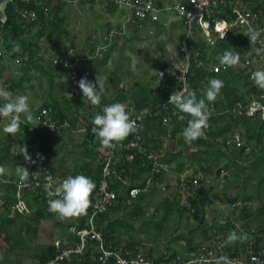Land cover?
I'll return each mask as SVG.
<instances>
[{"label": "trees", "instance_id": "trees-1", "mask_svg": "<svg viewBox=\"0 0 264 264\" xmlns=\"http://www.w3.org/2000/svg\"><path fill=\"white\" fill-rule=\"evenodd\" d=\"M73 1L75 0H58V6L55 5L52 8L55 11L54 20L48 18L44 14V11L41 10V4H42L41 0H31L29 2L24 0H14L12 3H9L6 8L8 20L6 24L0 23V39H1L0 42L2 43V45H4V47H1L0 51L5 50L7 47L15 49L16 46H22L24 48V50H21L24 53V61L20 67L23 69L25 68L24 66H27L28 64H36L37 59L43 58V56H39V53L42 50L39 44L41 39L45 37L48 33H50L51 35V32L56 29L58 22L59 23L61 22V24L65 22V18L60 17L59 14L68 3ZM189 1L190 0H179V2L182 3V5H189ZM220 1L221 0H213V2L219 3V5L217 4L215 6L214 8L215 13L213 15L221 16L223 21H226L225 18L233 19V20L237 18L236 13L234 12L236 8L240 10L244 9L245 11L258 14L257 24H262V23L264 24V3H262L261 0H257L258 5L251 4L248 8L245 7L243 8L242 6L236 4L235 0L232 2L234 6L230 5L231 4L230 0H226L228 4L226 7L222 5ZM175 4H173L171 10L176 14V12L172 9L175 6ZM108 6L111 8V4H109ZM24 9L32 13H35L36 20H34L31 23L24 20L19 12V10H24ZM220 10L225 13L223 15L220 14L221 13V12L219 13ZM181 22L182 25L185 26L187 32L188 20L186 18H183L181 19ZM108 27H110V25ZM65 31L66 30L62 32L65 33ZM201 31L202 30L200 28L197 30V34H196L197 38L191 41L190 48L193 51H199L201 53L202 58L206 57L207 53L210 50L212 51V55L216 57L218 54L222 55L225 51H231L232 49L235 48L236 41L232 38L229 39V37L233 36V34H231L225 39L216 40L215 45L210 46V45H206V43L203 42L201 38H199ZM138 32H139L138 29H133V33H134L133 37H136ZM106 33L108 32H106V29L103 28V31L100 34L102 42L99 41L100 39L98 37V33L94 32L89 36L87 46L84 47L83 46L79 47L75 45L72 46L73 48H76L82 54V56L86 57L87 54V56L89 57L87 61L83 62L84 63L83 68H85V71L79 74L77 80H72L71 75H68L69 69L63 68L62 64L60 63L58 65H55L52 62V65L55 66L57 69H59L61 73L62 72L66 73L67 80H64V82H59V83L57 82L55 84L56 89L60 90L59 92L60 95L53 96V93L50 92V96L52 97L53 101L51 103L45 104V107L47 108H44L45 110H48L49 112L51 111L52 113L54 110V112L57 115V116L55 115V118L68 120L71 123V128L68 129L67 133L71 135L72 133L75 134L83 133L82 131H79V128H76L78 121L82 119V125L85 126L86 128L85 135L87 136L81 142V145H83L81 148L82 149L81 153L85 155L86 158H94L95 155H98L95 153L96 145L94 140L97 135H95L91 131L93 127L91 121L94 115L98 112L102 113V108L104 106L109 105V103L107 97L102 93L101 105L99 107H95L90 104L89 110L87 112L83 111L82 108L84 106V103L87 102V100L83 99V93L78 86V82L81 78L84 77H87L89 81L95 82V78L97 74L102 77L105 76L103 73L104 71L103 68L107 66V63L112 56V48H113L112 46L111 47L108 46V41L105 39ZM185 34L183 35V37L185 36ZM133 37H131L130 40H135V38ZM242 39L244 40L245 38ZM240 44L242 46H241V50L239 51L243 52L245 50L246 52V55L244 58L241 59V62L244 63L245 59L250 58L253 63V65L251 66L253 69L256 66H259L258 63L261 62L263 56H257L254 53L252 55H249L248 51L250 49L248 48V43L246 42V40H244ZM237 45H239V43H237ZM98 47H102V48L96 54V49H98ZM255 47L258 48V45L256 43H255ZM70 48L71 47H65L58 55H54V56L64 57L68 54ZM180 51H181V41H180V48L177 51V55H179ZM99 54L101 55L99 56ZM2 57L3 56H0V67L3 68L5 62L4 59H2ZM176 59L179 60V58ZM222 66L223 69L218 70L219 73H223L230 70V68L226 67L225 65ZM164 67L165 66H163L162 69ZM2 68L0 72L3 70ZM215 73L216 71H214L212 68L210 69L207 68V70H198L197 68L193 67L191 76L189 77L190 78L189 86H190V90L195 91L197 93V99L203 98V94H201L202 92H199L198 89L202 90L205 84H206L205 86H207L208 80L211 77H214L215 75L213 74ZM243 73L246 74L245 72ZM112 74H116V73L113 72ZM116 76L118 75L116 74ZM174 80L176 79L169 78L166 82H162L161 84H158L160 86L157 85L155 86V88L151 87L150 92L142 85H138V88L136 90L133 89L134 92L132 94L127 92L125 89L119 90L118 88H115L114 92L115 94H117L118 97L115 102L130 104V106H128V110L130 112L131 119L137 118V116L140 114L141 111L148 108L153 109V111L157 114L155 118L145 119V121L140 122V128H139L140 134L138 136L140 137V140H136V142H132V140L135 137V134L129 135L122 142V144L114 150V156L116 160L114 168L116 170V174L113 176L114 178L111 181L110 190L116 191L118 195V202L116 204V207L111 209L109 212L111 211L115 212L116 208L118 210H121L123 209V207H128V205H126L125 203V200L126 202L127 201L135 202L137 208L136 211L135 210L130 211V213H128L124 221H116L113 223L103 224L104 217L109 212L100 216V218L97 219L96 225L103 232L106 245L116 249L124 247V245H122V240H120V237L123 235L130 234L129 225L126 224V222L128 220L137 221L140 217H144L145 215L149 219L148 224L152 225L159 232L158 234L159 237L156 236L157 240H161L165 233L166 221L172 215L176 214L177 213L176 211H178L182 215L191 214L194 217L197 223L200 224L199 230L201 232V239H203L204 241L213 242L216 238H220L218 241L223 243L224 254L231 259L242 258V257L246 258L250 245L253 246V249L255 250L256 253L258 252L264 253V178L260 176L259 169L253 171L255 173L254 176H249V181H252V185L249 184V186L252 187L251 190L253 192L257 193V196L256 197L254 196V200L258 202L257 207L254 208L252 204L253 202L249 201L251 200V197H245L241 199V197L239 196H235V197L230 196V198H228V201L232 205L231 215L226 219H221L219 221L215 220L212 226L207 224L206 211L207 208L212 207L214 205L215 198L210 194L211 190L210 189L208 190L207 187H204L203 184L201 188H199L198 193L195 194L192 198H190V202H191L190 207L187 206L182 207L180 202L177 201V199L175 198H173V200H171L170 198H165L162 201V205H160L161 207L163 206L164 208V214L162 217L159 215L160 208H156L158 214L156 213L155 215H153L152 218H151L152 215L148 216L147 213H145L146 211L143 205L149 202L147 199L148 192L141 191L136 198L130 196V191L132 189L135 188L143 189L144 187H146L144 181L146 179V176L153 178L152 181L153 184L151 186L153 187L159 184H163L166 181L164 176L166 174L170 175L174 172H177V174H182L185 172L184 170L186 169V164L182 161V159L185 156L183 152L182 151L169 152V149L163 146V142L158 135L160 134L162 135V137H166L169 140H176L180 147H187L188 142L182 136L180 137V139L178 136L182 134L183 129L187 126V120L190 119L191 117L186 116V119L183 121L179 120L178 117H176L175 119L173 118L172 121L173 128H166L162 123V118L160 117V112H159L161 111V108H164V105L168 102L170 95L176 89V84ZM7 81H8L7 84L10 86L9 88L11 89V92L13 91L12 93L14 94L15 90L23 85L22 83L24 81V77L15 81L13 80L11 81L7 80ZM107 81L110 82L112 80L108 79ZM155 83H157L156 80ZM245 86L248 87L247 92L250 94V98H252L247 101L248 103L254 99H259L261 95H264V87L259 86L254 80H250L249 77L247 78V83L245 84ZM53 89H54V83L51 81V91ZM68 94H70L71 97ZM128 95L131 96L128 97ZM224 98L226 99L227 104L223 108L221 107L222 104H225V102H223V100L220 99L219 97H217V99L214 102L209 103V108L211 109V116L208 121L210 124V128L208 131H206L207 135L204 138H200L195 141L189 142L191 145L194 146L193 148H199L202 151L200 152V156L197 157H194V155H197V153L195 152L192 155L193 158L190 159V163L194 161L193 163L198 164L200 166V169L203 170L202 160H204L206 162L205 166L208 168L204 171L205 175L209 173L210 167L217 165L216 160H214L212 157V155H217V153L224 154L225 152L227 151L229 152L230 150L232 151L234 149V151L238 152V154L247 157L248 159L247 162L249 164V167L250 164L256 162L257 158L261 157L262 147L260 145L259 139L257 140L254 137L252 138L245 137L249 148L248 152H246L245 147H234L233 149H231L232 146L227 143V141L232 138V137L228 138L227 136H225L227 134V131L231 130L233 133L234 128L238 127L240 124V121L236 120L237 116L233 111L239 102H243L245 104L247 102L243 101V96L240 94L226 93ZM206 103H208L207 100ZM65 104H67L66 108L69 109V112L71 111L70 108H75V111L72 110L69 114H63L60 108H62V106ZM167 107L170 109L169 112L178 111L173 104H167ZM226 108H228L227 110L229 109L230 110L227 113H223L225 112ZM44 109L38 111L35 114V116L40 114ZM50 115L52 114L50 113ZM162 115H165V111L163 110H162ZM218 116H220L221 120L225 122L229 120L227 122L229 125L227 131L224 132L225 134L220 135L223 139L221 141H219L220 136L217 134V130L215 129V125L217 124L215 119ZM20 118H22V116ZM154 119H157L156 122ZM24 121H25L24 124H20V125H22L30 133H34L35 131L31 130L32 121L31 122H27L26 120ZM149 122L150 124L148 125L152 124L157 129V131H154L156 133L154 134V136H149L147 134L149 130L148 127L146 128L147 126L146 124ZM258 127L259 128H257L256 132L262 129V125L259 124ZM50 134L52 133H48V135ZM233 134H235V132ZM36 140L37 139H34L33 144L27 146V150L29 154H31L32 151L36 148V142H35ZM46 141L48 142L49 139H47ZM43 149L44 147L43 145H41V151ZM111 152L112 149H108L106 156H108L109 153ZM1 153L2 151L0 150V154ZM152 155H158L159 163L167 166V168L162 167L160 169L161 170L160 174H158L155 171L153 161L149 160V157ZM106 156H102L101 158L102 161ZM4 158L5 156H3L2 158L0 157L2 164H3L2 160ZM207 159H210L211 161H208ZM32 161H34V163L30 162V164L28 165L29 178L32 177L33 169L36 166L35 159L33 157H32ZM102 161H99V163L96 164V166L88 161H85L82 164V166L79 168L78 172L75 173V176L85 175L89 177L94 182V184H97L98 187V184L101 181V176L104 167V165L101 163ZM259 162L260 161H258L257 164H259ZM41 163L42 165L45 166L47 165V167L55 175V169L51 164L49 165L47 161L44 159H41ZM173 163L177 165V167H175L176 171L171 167ZM189 167H187V169ZM230 168L235 169L237 171V173L235 174H238V180L236 179V177H233L232 185L233 186L239 185V181H240L239 174L242 173L241 170L244 169L237 162L233 164L229 163L225 166V169H230ZM218 175H220V172L218 173ZM125 180H127V182L129 183L128 185L124 184ZM93 194L90 197L91 200ZM26 197L27 194L24 195V199ZM32 199H34L35 203L37 204L36 210H33L34 212H32L28 206L27 200L25 199L27 202V206L30 210V213L24 214V217L25 216L31 217L32 214L35 216V218L37 217L38 219L39 217L45 218L47 216L48 217L51 216L48 205V199H49L48 196H45L44 200H39L38 198L36 199L34 197H32ZM240 199L242 201L241 204H239ZM10 214L11 211L9 210V215ZM91 214H92V205L90 204V206L86 210V213L79 216L82 218V224L76 225V227L78 229L86 228V221L91 216ZM17 215H21V214H17ZM235 215H239V217L241 218V220L244 222L245 225L238 226L237 224H235V222L233 221V217ZM150 219H152L154 224L153 223L151 224ZM251 219L253 220L254 223L258 225L256 230L247 229L250 227L249 223ZM70 227L71 226H69V228ZM69 228L67 229L69 233V239L72 240L70 241L71 243L70 242L69 243L71 244L70 246L72 245L75 246V244L79 241V238L75 234H71ZM246 230L249 231L247 232ZM27 231L28 228L26 229L25 233H27ZM150 231L153 232L152 229ZM234 231L237 234H241V233L247 234V239H245L242 242L237 241L233 244H229L226 246L224 242L227 239V236ZM129 236H131V234ZM252 237H255L254 243ZM130 239L131 241L125 246V249L126 251H129L131 253L138 252V250L139 251L146 250L147 247L146 246L143 247L142 245L145 243V241L148 242L150 240V238L148 239V237L147 239H140L139 242H144V243L137 244V242L135 241L136 237L131 236ZM182 239L185 240V244H186L185 249L183 251L177 250L175 248L174 249L165 248V252L160 254L158 253L160 250H158V252L154 250L156 249L155 246V248L152 247V249L150 250L149 256L151 258H154L155 264H161L166 259H168L166 261V264H169L170 261H173V259H176L177 257L181 256V258H183L185 254L184 252L189 253L199 247L196 238H193L189 235L186 237L178 236L174 238L173 242L178 243ZM152 240H154V238H152ZM154 241H156V239ZM58 243L49 245L46 251L42 252L43 255L40 257L42 264H47L48 262L56 259V257L59 254ZM94 245H98V244L94 241H89V247L86 250L85 255L83 256L74 255V259L72 263H68L66 261H59L56 264H102V262L98 260L99 255L97 253V250L94 248ZM127 258L130 259L131 256L129 255L127 256ZM108 264H113V263L110 261Z\"/></svg>", "mask_w": 264, "mask_h": 264}, {"label": "crops", "instance_id": "crops-1", "mask_svg": "<svg viewBox=\"0 0 264 264\" xmlns=\"http://www.w3.org/2000/svg\"><path fill=\"white\" fill-rule=\"evenodd\" d=\"M154 1H155L156 6L160 9V11L157 13V17H158L157 20L154 21L152 24H150L149 27L146 28L145 30L138 32L136 37H133V36L132 37L135 38V40L137 39L136 41L139 43L144 42L146 38L150 39L152 37H155L156 41L154 39L152 40L155 43V45L156 46L160 45V47L163 49L167 48L168 51H164L163 49L154 50V57L157 59L158 57H162L161 56L163 55L162 51L163 53L167 52L168 55L166 56L165 54L164 58H161V60H159V62L163 66H167L171 58L177 57V51L180 48V41L184 35L183 31H181L182 22L177 19L175 13L171 10V7L173 6V4H175L177 0H154ZM235 1H236V4L242 6L243 8L244 7L248 8L252 2H255V1L258 2L257 0H235ZM261 2H264V0H261ZM101 3H103L104 5V2H102V0H101ZM109 9H105V11H109ZM224 13L225 12L221 11L220 14L223 15ZM225 20L229 23L233 21V19H227V18H225ZM117 26H119V24H117ZM245 33L246 31L237 29L236 31L231 33L233 34V36L229 37V39L232 38L236 41L235 48L232 49L231 51L238 52L241 59L245 57L246 52L245 50L243 52L239 51L241 50V46H242L240 43L246 40V42L248 43V48L249 49L251 48L250 39L249 37L245 35ZM199 38H201L204 42V38L201 34ZM242 38H245V39L243 40ZM237 43H239V45H237ZM121 45L122 44L118 46H121ZM206 45H209V44H206ZM118 46H116V50ZM151 48L155 49V46H152ZM59 53L60 52H58V54ZM118 53H119V58L115 57L114 59L111 56V58L109 59L107 63V66L103 68L104 70L103 73L105 75L104 77L107 78L105 82V90L103 94L107 97L109 105L116 103L115 101L118 98L117 94H115L114 92L115 88H118L119 90L125 89L127 92L132 94L134 92L133 89L135 86L142 85L144 88H146L150 92L151 87L155 88V86H157V84L155 83V80L157 77V72L159 71L158 68L162 66V65H159L158 68L155 67L152 74L148 75L147 73L139 77L138 75L132 74L133 73L132 69H134L136 65L137 67L139 66L142 56L137 57L135 54H131L128 51L126 52L127 55L131 57L130 58L131 62L129 66L131 70V74H130L129 72H127V70L122 64V61L124 58H120V52L118 51ZM220 57H221V54H218L216 57H214L212 55V51L210 50L207 53L206 57H204V60L210 66L217 65V64H219L218 66L220 65L222 66L223 64L220 62ZM42 62L43 63L46 62L44 58L37 59L36 64H28L27 66H24L25 68L23 69L19 67L21 71L19 79L24 77V81L31 82L32 76L28 74H33V72L39 71V70L40 71L42 70V72L47 73L46 71H43L44 70L43 66L45 64H41ZM258 65L259 66L254 67L253 69L254 71L261 69V66H260L261 62L258 63ZM1 68L2 67H0V70ZM7 68L4 65V67L2 68L3 69L2 71L6 70ZM145 71H148V69H145ZM24 72L26 73L24 74ZM113 72L118 75V78L111 76V73ZM48 73L50 74V78H49V81H50L52 80V76L55 77V73L52 71ZM216 73L213 74L215 76L211 78H217L224 82V87L221 89L218 95V97L222 99L223 102H225V104H222L221 108H223L227 104V101L224 98L226 93L227 94H231V93L240 94L243 96V101H246V102L252 99L250 98V94L247 92L248 87L245 86V84L247 83L248 77L246 74L240 71V69L230 68V70L223 72V73H219V71L217 70ZM56 75L59 78L61 77L62 74L59 72H56ZM144 76L146 78L142 79ZM108 79H111L112 81L108 82L107 81ZM59 82H64V80H60ZM30 85L31 86L29 89L32 90L33 84H30ZM205 85L203 86V89L201 90L202 92L201 94H204V91L208 87V85L207 86ZM21 88L23 87L21 86ZM23 89L25 90V88ZM50 92L53 93V96L60 95L59 94L60 90H57L56 86L54 85V89L52 91H51V86H49L48 95L47 97L43 98L42 105H40L38 102H35L34 99H33V104L30 103L29 101L33 117H35V114L41 109L47 108L45 107V104L51 103L53 101L52 97L50 96ZM16 93L17 91L15 90L14 95H16ZM24 95H27V94H24ZM130 96L131 95H128V97ZM124 104L127 105V108L128 106H130V104L128 103H124ZM66 105L67 104L63 105L62 108H60L63 114H69L72 110L75 111V108H70L71 111L69 112V109L66 108ZM89 107H90V103L86 102L84 103L82 110L87 112L89 110ZM227 109L228 108H226V110ZM226 110L223 113H227L230 109L227 111ZM159 112H160V117H161L162 110ZM50 113L52 114L51 115L52 117H55L56 113L54 112V110H53L54 115L51 111ZM21 116L23 118L21 121H24L25 117L23 115ZM154 120L156 122L157 119H154ZM236 120L240 121V124L238 127L234 128L233 133L235 132V133L243 134L244 132L242 129L245 128L247 130L245 137H251V138L254 137L257 140L259 139L260 145L262 147L261 157L257 158L256 162L255 163L253 162L252 164H250V167H249V164L247 163V160H248L247 157L244 155L242 156L238 154V152L234 151V149L231 148L233 150L232 151L230 150L229 152L228 151L225 152L226 154L217 153V155H212L213 159L216 160L217 165L210 167L209 173L207 175H205L204 173V171L208 169L205 166L206 162L202 160L203 170H201L200 166L196 164L197 170L195 171V173L201 174L202 184L204 185V187H207L208 190L209 189L211 190L210 194L215 198V203H214L215 208L218 207V204H223V203L230 204V202L228 201V198H230V196L231 197L239 196L241 197V199L245 197H251V200L249 199L247 200L252 202L254 200V196L255 197L257 196V193L253 192L251 190L252 187L249 186V184L252 185V181H249V176H254L255 173L253 171H256L257 169H259L260 176L264 178V121L260 119V116L256 118H243V119H236ZM215 121L217 123L215 125L217 134L219 136L222 134H225L224 132L227 131L228 126H229L227 123L229 120L225 122L221 120L220 116H218L215 119ZM6 123H7L6 120L0 119V150L2 151V153L0 154V157L2 158L3 156H5V158L2 160L3 161L2 165L7 170L6 174L3 177H0V264H42L41 258H40L43 255L42 252H45L46 249L49 247V245L57 244L59 241L61 242L72 241L71 239H69V233L67 229L69 228V226H76V225L82 224V218L78 216V217L61 220L57 217L56 214L52 212H50L51 216L49 217L47 216L45 218L39 217V219L37 217L35 218L33 214L31 217H28V216L24 217V215H15V216L9 215L10 206L14 204L16 201V194H17L16 184L20 182L19 174L17 173L16 169L18 166H23L28 169V165L30 164V162H26L24 159V156L20 154L24 150L23 146L25 145L30 146V144H33L34 139H37L35 141L36 145L39 144V145H43L44 147V149L41 151V154L44 160L47 158L46 161L48 162L49 156L51 158L53 157H55V159L57 158V162L54 159L52 163L50 164L54 167L55 175L58 178V180L66 179L68 176L74 177L75 173L78 172L79 168L82 166V164L85 161H88L96 166V164L99 163L98 158L100 159L102 158V156H106L108 149L104 148L101 145L99 141V137L96 136L94 139L95 145H96L95 153L98 155H95L94 158H86L85 155L81 153L82 151L81 148L83 146L81 145V142L87 136L85 135L84 132L78 133V134L72 133V135L68 134L67 132L55 133V134H50V135H48V133L47 134H36L37 132L36 133L34 132L35 133L34 134V133H30L22 125H20V131L17 134L12 135V134L5 133L3 131V127ZM148 124H150V122L146 124L147 125L146 128L148 127V130H149V131L147 130L148 131L147 134L149 136H154V134H156L154 131H157V129L152 124L151 125H148ZM259 124L262 125V129L256 132L257 129H254V126L256 128H259L258 127ZM79 127L81 128L84 127L82 125V119H80L78 121V124L76 125V128H79ZM233 133L231 130L227 131V134L225 136H227L228 138L229 137L231 138ZM158 135L163 142V146L167 147L169 149V152H178V151L183 150L184 151V152L182 151L183 154L185 153V151L187 152V155H186L187 157H189L188 154H191V153L194 154L195 152L197 153L198 156H200V152H202L199 148H193L194 147L193 145L187 144V147H180L176 140H169L166 137H162V135L160 134ZM181 135L182 134H180V136ZM47 139H49L48 142L46 141ZM221 140L223 139L220 136L219 141ZM52 155L54 156L52 157ZM258 161H260L259 164H257ZM236 162L239 163L240 166L244 170H241L242 173L239 174L240 176L239 185L233 186L232 179L233 177H235V173H237V171L231 168L225 169V166L229 163L233 164ZM184 163L186 164V169L184 171H188L187 167H189L191 164H195L192 162L190 163V159H186V158H185ZM72 165L74 167H72ZM171 167L172 169H175L177 165L173 163ZM219 172H220V175H218ZM176 174L174 173L170 175L163 174L166 179L164 183L171 184V182H167V180L171 181L173 178H175V182H176L177 176H180L184 173L177 174V175ZM209 178H211V180H209ZM244 186H245V189H244ZM96 187H97V184H95V189ZM150 191H152L151 192L152 195H151V198L148 199L149 204L147 205L146 203L143 205V207L145 208V211L148 216L152 215L151 218L156 213L158 214V211L156 210V208H160L159 215L162 217L164 214V208L163 206L162 207L160 206L162 205V201L165 198H170L171 200H173V198L171 195L163 193L162 184L151 187ZM239 191H241L243 195H239ZM234 192L235 194H233ZM26 200L28 202L29 208L31 209L32 212H34L33 210H36V206H37V204L35 203V200L32 199V197L28 193H27ZM125 203L126 205H128V207H123V209L121 210H118L116 208L115 212L114 211L109 212L104 217L103 224L113 223L116 221H124L128 213H130V211H134V210L136 211L137 206L135 202H131V201L126 202L125 200ZM131 207L133 208V210L130 209ZM149 211H152V212L149 213ZM176 212H177L176 214L172 215L166 221V224H165L166 225V229H165L166 237H162L161 240H163V245L158 246L160 250L159 252L156 251L160 254L165 252V248H168V249L175 248L180 251H183L186 246L185 240L182 239L181 241L177 243V242H173L174 238L178 236L186 237L190 234L192 228L193 229L198 228V226L200 225L192 221L191 214L182 215L180 212L178 211ZM230 215H231V212L228 214L226 218H228ZM236 219L241 220L239 215H235L233 217L234 222L236 221ZM219 220H221V218ZM128 221L126 222V224H129ZM150 222L153 223L152 219ZM133 225L134 227H137L139 224L135 223ZM27 228H28V231L27 233H25ZM168 230H169V233L171 231L172 233L167 234ZM130 234L123 235L120 237V240H122V245L126 246L131 241L130 238L132 235L129 236ZM145 236H146L145 234H141L140 238L144 239ZM149 237H150V240H152V238H154V240L155 239L157 240L156 236L150 235ZM135 241L138 244L139 241L137 240ZM203 241L204 240H200L198 242L202 243ZM139 243H144V242H139ZM149 246L150 245H146V247H149Z\"/></svg>", "mask_w": 264, "mask_h": 264}, {"label": "built area", "instance_id": "built-area-1", "mask_svg": "<svg viewBox=\"0 0 264 264\" xmlns=\"http://www.w3.org/2000/svg\"><path fill=\"white\" fill-rule=\"evenodd\" d=\"M31 1V0H24ZM54 1L58 0H41V10L44 11L46 16H49L50 13V5L54 3ZM78 1H91V0H75L73 2ZM109 3L116 8L118 7H126L129 10V13L123 23L121 28H114L113 26L106 28L105 39L108 41V46H112L113 42L119 37L125 35V28L127 26H133V29H138L139 31L147 28L150 24L157 20V13L160 9L156 6L154 0H108ZM234 0H230V5H233L232 2ZM220 3L225 7L228 5L226 0H221ZM236 3V1H235ZM219 5L217 2H213V0H190L189 5H182L181 2H177L175 6L172 8L179 19L186 18L188 20L187 32L184 37L181 39V51L179 53V60L176 58H172L167 66L157 72L156 82L161 84L162 82H166L169 78H175L178 80V84L176 85V89L173 91H179L182 88L185 90H190L189 81L193 67L198 70H207L212 68L207 62H205L204 58H202L201 53L199 51H193L190 48V43L192 40L197 38V30L200 28L201 35L204 40L208 39L209 42H213V39H224L231 33H233L237 29H244L247 32L249 26L254 27L259 32V39L256 42L258 48L261 47V41H264V25L257 24L258 14L251 13L245 11L244 9H236L234 12L237 15L227 28L223 27L224 23H219L217 16H214L215 13L214 8L216 5ZM234 6V5H233ZM21 17L27 22L31 23L36 20L35 13H32L28 10H19ZM221 10L219 11V13ZM211 18V19H210ZM211 23L214 25V30L212 31L213 35H211L210 25ZM130 31V30H129ZM226 33V35H225ZM216 35V36H214ZM225 35V37H224ZM213 37V39H212ZM215 44V43H214ZM6 48V47H5ZM102 47H98L96 49V54ZM6 53H10L12 56L14 63L16 65L21 66L24 61V54H18L17 50L14 48L7 47L5 49ZM194 55H193V54ZM102 54V53H101ZM99 54V56L101 55ZM3 51H0V56H3ZM88 56H82V54L76 49L71 47L68 51V54L64 57L55 56L52 59V62L55 65L59 63L62 64L63 68L69 69V74L72 77V80H77L80 73L85 71L83 68L84 61L88 60ZM244 63L246 67L240 69V71L245 72L250 80L253 79V73L257 71H261L264 69V56L261 60V69L252 70L251 67L253 65L252 60L250 58L245 59ZM90 65V64H88ZM163 73V77L160 78L159 73ZM9 91L11 89L8 84L1 86ZM172 92V93H173ZM2 103V101H0ZM168 102L164 105V108L161 110L165 111V115H162V123L166 128H173V118L178 117L177 112L173 111L169 112L170 109L167 107ZM245 110V113H244ZM258 111H262L264 114V95H261L259 99L249 102L245 104L243 102H239L235 109V115H242L243 113L247 116H254ZM250 113H253L250 115ZM157 113L153 111V109H149L144 112H140L137 118L133 119L137 123L138 131L135 134L132 142H136V140H140L139 136V128L140 122L145 121V119L154 118ZM4 120L3 118H0ZM23 118H20L22 120ZM25 121H21L20 124H24ZM209 130L210 124L208 122ZM71 128V123L66 119H58L52 117L48 110H42V112L34 117L32 120L31 130L37 132L38 134H47V133H64L68 132V129ZM79 131H86L85 126ZM75 132V130H74ZM207 135V134H206ZM228 144H237L238 147H245L246 152L249 151L248 144L243 143L241 136L236 135L235 137L229 139L227 141ZM41 145H36V148L33 150V155L35 159V167L33 169L32 177L28 179L27 182L21 183L18 182L16 184V201L14 204L10 206V215L17 214H29L30 210L27 206L26 198L24 199L25 194H29L31 197L38 198L39 200H44L45 196H47L48 191L54 190L58 187L64 179L58 180L53 172L47 167V165H42L41 159L38 158L37 154H41ZM41 156V155H40ZM133 158V157H131ZM158 155H152L149 157V160L153 161L155 171L160 174V169L162 167L167 168L166 165H162L158 161ZM98 161H102V159L98 158ZM50 165V162H47ZM116 163L114 150L106 156L102 164L103 173L101 176V181L96 188L92 200V214L86 221V228L78 229L76 226H71L69 231L71 234H75L79 241L75 244V246H70L69 242H59V254L56 259L48 262L47 264H56L59 261H66L68 263H72L74 259V255L83 256L86 253V250L89 247V241H94L98 245H94V248L97 250L99 255L98 260L102 262V264H108L110 261L113 264H155L154 258L149 256V252L152 248L147 247L146 250H141L138 252H129L126 251L125 246L121 248H112L111 246H107L105 243V239L103 236V232L96 225L97 219L100 216L106 214L111 209L116 207L118 202V195L116 191L110 190L111 181L114 178L113 176L116 174V170L114 165ZM0 165H2L0 159ZM190 175L185 177H179L174 184L169 185L168 183L162 184V191L164 194H169L172 198L177 199L180 202L181 206H191L190 198H192L195 194L198 193L199 188L202 186V178L201 174H196L194 171H189ZM146 187L143 189H132L130 191V196L136 198L141 191L148 192L151 189L153 184L152 177H146L144 180ZM125 185L129 183L127 180L124 181ZM161 185V184H159ZM220 238H216L213 242H211L210 246H199L192 252H184V257H177L170 261L169 264H216V261L220 257H226L231 264H264V253H256L253 249V246L250 245L249 250L247 252L246 258H234L231 259L224 254L223 251V243L219 242ZM253 243L255 242V237H252ZM63 245V246H62ZM216 251L222 252L219 256L216 254ZM131 256L130 259L127 256ZM166 259L161 264H166Z\"/></svg>", "mask_w": 264, "mask_h": 264}, {"label": "clouds", "instance_id": "clouds-1", "mask_svg": "<svg viewBox=\"0 0 264 264\" xmlns=\"http://www.w3.org/2000/svg\"><path fill=\"white\" fill-rule=\"evenodd\" d=\"M242 30L245 31L244 29ZM245 35L250 39L251 48L248 51L249 55L254 53L257 56H264V41L260 42L261 47H255V43L259 39V32L254 27L249 26ZM220 62L228 68L243 69L246 67V64L241 62V57L238 52L225 51L220 57ZM159 74L160 78L164 75L162 72ZM253 79L259 86L264 87V71L253 73ZM105 80V77L98 74L95 82L89 81L87 77L81 78L78 86L83 93V99H86L92 106L99 107L102 99L101 94L105 90ZM223 87L224 82L222 80L210 78L203 98L197 99V93L195 91L185 90L183 88L170 95L169 103L173 104L178 110V119L183 121L186 119V116L191 117L187 120V126L182 132L187 142L195 141L206 136V129L209 126L208 121L211 116L209 103L217 99ZM68 95L71 97L70 94ZM206 100L208 103H206ZM0 101H2L0 103V118L7 121L3 127L5 133L15 135L20 131L21 115L25 117L27 122H31L34 119L27 96L14 95L8 89L0 87ZM244 113L242 114L243 118L251 117ZM258 116L264 121L262 111H258L252 117L256 118ZM91 123L93 124L91 131L99 137L101 145L106 149L115 150L129 135L138 131L137 123L131 119L127 105L119 102L104 106L102 113H96ZM236 135L241 136L240 133H235L232 138ZM23 148L24 150L20 154L24 156L25 161L34 163L28 153L27 146L25 145ZM37 155L39 159H43L42 156ZM16 171L19 174L21 183L28 181L29 170L27 168L18 166ZM6 172V168L0 165V177H3ZM94 189L95 184L89 177L85 175L68 176L58 187L48 191L49 211L56 214L61 220L78 217L86 213V210L91 204L90 197ZM245 239H247V234H237L234 231L227 236L224 243L227 246L237 241L242 242ZM222 262L223 264H231L226 257H220L216 261V264H222Z\"/></svg>", "mask_w": 264, "mask_h": 264}, {"label": "rangeland", "instance_id": "rangeland-1", "mask_svg": "<svg viewBox=\"0 0 264 264\" xmlns=\"http://www.w3.org/2000/svg\"><path fill=\"white\" fill-rule=\"evenodd\" d=\"M103 3H101V0H91V1H78V2H70L68 3L60 12L59 16L65 18V22H63L61 24V22L57 24L56 29L54 31L50 33H48L45 37H43L40 41V47L42 48V50L39 53V56H43L44 60L46 61L45 63H41V64H45L43 66V71H46L47 73L42 72V70L40 71H35L33 72V74H28L30 76H32V81L31 82H26L24 81L22 87L25 88V90L21 87H18L16 89L17 93L16 95H24L27 94L25 96L28 97L30 103L33 104V99L35 100V102H38L40 105H42L43 102V98L47 97L48 92H49V86H51V81L54 83V85L59 82L60 80H67L66 77V73L62 72L57 69L55 66L52 65V59L55 57L54 55H58V52H61L63 48L65 47H72V46H87V42L89 40V36L91 34H93L94 32L98 33V37H99V41L102 42L101 40V36L100 34L103 31V28H107L109 25L113 26L114 28H121L123 26V23L129 13L128 8L126 7H120V8H116L114 6L111 5V8L108 6L110 3L108 0H102ZM179 2V0H177L175 3ZM264 3V2H262ZM252 5H258V2H252ZM58 6V2L54 1L53 4L50 5V13L49 16H47L48 18L54 20V15H55V11L52 9L54 6ZM114 7V8H113ZM110 8V9H109ZM105 9H109V11H105ZM176 15V14H175ZM58 16V15H57ZM178 20L181 21V19H179L177 17ZM217 19L219 21V23H224L223 27L227 28L229 26V22L227 21H223L221 16H217ZM57 20V19H56ZM55 20V21H56ZM123 22V23H122ZM110 23V24H109ZM122 23V24H121ZM117 24H119V26H117ZM263 24V23H262ZM264 25V24H263ZM210 31H211V35H213L212 31L214 30V26L211 23L210 25ZM182 30L183 34H185L186 32V28L185 26H182ZM184 28V29H183ZM50 29V28H49ZM38 30V28H37ZM65 31L62 32V31ZM130 30V31H129ZM242 30V29H241ZM49 31V30H48ZM236 31V30H235ZM36 32V31H34ZM125 35L123 36H119L112 45V57L115 59L119 58V53L120 52V58H124L122 61L123 66L125 67V69L127 70V72H130L131 74V70H130V56L127 55V51L130 52L131 54H135L137 57L142 56L141 57V62L139 64V66L137 67V65L135 66L134 69H132L134 75H138L139 77L143 76L144 74H152L153 70L156 68H158L159 65H162L159 60H161V58H164L165 54L166 56L168 55L167 52L162 51L161 55L162 57H158L157 59L154 57V50L157 49H163L160 47V45L156 46L155 43L152 41L153 39L156 41L155 37H152L150 39L146 38L144 42H137L136 40H130V38L133 36V26H127L125 28ZM154 36V35H152ZM230 36V35H228ZM227 36V37H228ZM129 38V39H128ZM138 38V37H137ZM140 38V37H139ZM213 39V37H212ZM143 40V39H141ZM1 41V39H0ZM204 42L206 44H209L210 46H214L215 44V40L213 39V42H209L208 39H205ZM149 43V44H148ZM122 44L121 46H118ZM116 46H118L117 50H116ZM155 46V49H152L151 47ZM1 47H4V45H2V43L0 42V49ZM18 52V54H24L21 50H24V48L22 46H16L15 48ZM164 51H168L167 48L163 49ZM4 55L2 57V59H4L5 62V66L7 68L4 71L0 72V87L4 86L7 84V80L11 81H15V79L19 80V76H20V69L18 65H16V63H14L13 61V57L10 56V53H6L5 50H2ZM127 56V57H126ZM46 57V58H45ZM175 58H179L178 55ZM172 59V58H171ZM126 62V63H124ZM160 63V64H159ZM217 65H213L212 69L214 71L217 70H221L223 69V66H218ZM263 66V63L260 65ZM163 65L158 68V70L160 71V69H162ZM145 69H148V71H145ZM26 71V70H25ZM54 72L55 73V77L52 76V80L49 81L50 78V74L48 72ZM261 71H264L261 70ZM56 72L61 73V77L58 78V76L56 75ZM26 72H24L25 74ZM154 75V74H153ZM112 77H116L118 78V76H116V74H112ZM38 77V78H37ZM36 78V79H35ZM146 77L144 76L142 79H145ZM106 82V80H105ZM175 84H178V80H174ZM30 84H33V89H29L30 88ZM158 85V83H156ZM98 86V85H97ZM160 86V85H158ZM133 88V87H131ZM130 88V89H131ZM138 88V86H135L134 89L136 90ZM111 90V89H110ZM199 92H201V89H198ZM13 92V91H12ZM25 92V93H24ZM248 104V103H246ZM151 108L145 109L141 112L147 111ZM253 113H250V115H252ZM248 118H255V117H248ZM237 119H243V115H237ZM79 129H81V127H79ZM254 129H257L254 126ZM253 129V130H254ZM243 130V134H241L242 137V141L243 143H247L246 138H245V134L247 133V130L244 128ZM85 133V131H83ZM182 136V135H181ZM181 136H178L179 139ZM184 138V137H183ZM185 139V138H184ZM189 145H191L188 142ZM232 148L234 147H238L237 144H232L231 145ZM181 149V148H180ZM183 151V150H182ZM184 152V151H183ZM41 153V151H40ZM34 153H31V156L34 158ZM185 158L186 159H192L193 158V153L188 154L189 157H187V152L185 151ZM42 156V154H40ZM54 155H52L53 157ZM198 155H194V157H197ZM43 157V156H42ZM185 158L182 159V161H185ZM55 159V157L51 158L49 156L48 162L52 163V161ZM47 160V158L45 159ZM57 162V158L55 159ZM208 161H211L210 159H207ZM70 161V159H69ZM194 161H192L193 163ZM248 163V162H247ZM72 167H74L72 165ZM190 171H196L197 170V166L196 164H191L190 167L188 168V171H185L184 174L180 175L179 177H185V176H189L190 175ZM177 172H174V174H176ZM177 175V174H176ZM236 179L238 180V174H235ZM178 179V176H177ZM209 180H211V178H209ZM167 182H171V184L175 183V178H173L171 181L167 180ZM236 183V182H235ZM169 184V185H171ZM151 192L152 191H148L147 193V199L151 198ZM235 194V192L233 193ZM239 195H243L241 191H239ZM241 199L239 200V204H241ZM253 203V207H257L258 202H256L255 200L252 201ZM148 205V203H147ZM131 210H133V208H130ZM232 206L229 203H223V204H218V207L215 208V206L213 205L212 207L207 208L206 211V219H207V224L212 226L215 222V220H219L221 219H226V217L228 216V214L231 212ZM152 211H149V213H151ZM239 212V211H238ZM146 213V212H145ZM192 217V221L196 222L197 221L194 219L193 216ZM151 220V219H150ZM149 219L146 217V215L144 217H140L137 221H128L129 222V232L131 233L132 236L136 237V240L139 241L141 238V234H145V238L147 239V237H149L150 235L152 236H157L159 237V232L158 230H156L152 225L148 224ZM242 220H237L235 221V223L238 226H242L244 225L242 223ZM139 224L137 227H134L133 224ZM152 224V222H151ZM154 224V223H153ZM250 227L247 228L249 230H256L258 225L256 223L253 222V220H250ZM152 229L153 232H151L150 230ZM249 230H246L247 232ZM172 231L169 233V230L167 232V234H171ZM189 236L196 238L197 242L201 239V232L199 230V226L198 228H195L191 230ZM163 237H166V234L164 233ZM150 238V237H149ZM139 243V242H138ZM146 245H150L149 248H155V251H158L159 248L158 246H162L163 245V240H152V241H145L144 245H142L143 247ZM199 246H210L211 242H206L203 241L198 242ZM178 250V249H177ZM222 252L220 251H216V254H218V256L221 254ZM223 264V262H222Z\"/></svg>", "mask_w": 264, "mask_h": 264}, {"label": "water", "instance_id": "water-1", "mask_svg": "<svg viewBox=\"0 0 264 264\" xmlns=\"http://www.w3.org/2000/svg\"><path fill=\"white\" fill-rule=\"evenodd\" d=\"M14 0H0V23L6 24L8 16L6 13V8L9 3H12Z\"/></svg>", "mask_w": 264, "mask_h": 264}]
</instances>
